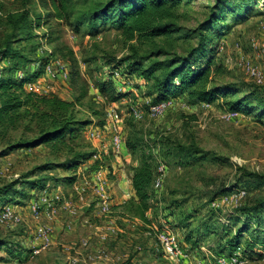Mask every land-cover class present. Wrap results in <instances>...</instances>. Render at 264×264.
I'll use <instances>...</instances> for the list:
<instances>
[{"label":"rangeland","instance_id":"obj_1","mask_svg":"<svg viewBox=\"0 0 264 264\" xmlns=\"http://www.w3.org/2000/svg\"><path fill=\"white\" fill-rule=\"evenodd\" d=\"M94 1L54 0L57 12L62 14V19H57L54 17L56 10L52 6V0H0V18L15 11L28 12L31 17L39 14L42 16L44 24L34 32L37 37L31 45L34 44L36 48L33 56L36 54L37 57L49 59L43 74L35 81L25 84L24 89L38 95L52 93L66 101L74 102L77 118L89 120L91 123L77 137L67 139V143L74 151L94 153L90 161L82 164L86 167H81L76 172L57 168L43 173L55 178L48 183L52 198L51 209H55L52 219L43 213L38 218L30 214L28 201L36 190L25 189L28 197L24 199L15 197L12 201L0 200V208L12 206L21 215V220L17 223H0V239L16 243L22 250L20 260L0 249V264H218L220 259L227 260L236 253H240L244 264H264L263 258L250 260L242 254L246 243L255 242L256 238H264V215L257 223L255 218L240 216L239 211L251 204L256 196L264 195V111L253 109L248 114L225 118L228 110L221 104L224 100L241 98L243 93H240L219 98L208 108H202L200 104L182 107L181 98L170 97L178 103L160 117H150L148 107L153 99L152 82H145L136 75L127 79L120 74L132 60L148 54L156 49V46L183 54L185 49L196 45L197 40L191 39L186 43L176 40L170 43L172 47L162 39H156L153 43L127 41L112 25L102 27L100 33L95 36L87 33L86 26L75 32V18ZM212 2L191 0L189 4L180 5L177 9L178 24L185 29L196 28L204 20L207 7ZM233 5L225 8L223 24L229 25V30L214 40L215 47L222 43L223 49L217 50V56L211 64L210 79L216 86L234 83L248 91L256 85L249 82L243 72L235 70L232 64L240 56L250 58L255 63L264 62V3L262 0H250L235 2ZM2 34L3 29L0 26V36ZM67 50L72 51L78 64V76L75 81L70 77L71 60L64 55ZM163 58L164 55L152 57L149 61H143V65L146 67L152 60ZM119 61L124 68H116ZM32 67H35V63L28 70H32ZM54 71L59 72L60 77L54 75ZM61 72H67V77L64 78ZM115 73L119 76L115 77ZM108 80L113 81L117 88H121L118 91L128 92L127 95L117 101H111L109 90L100 91V84ZM257 87L262 88L256 90L264 100V87ZM108 108L116 109L121 117L118 134L121 147L118 154L114 153L112 146L114 131L109 122L105 121ZM132 108H137L142 117L136 119L132 115ZM90 129H98V140L88 138ZM11 136L16 137L12 133ZM192 146L198 153L196 156H204L205 159H190L189 165H177V160L183 159L179 147L188 149ZM2 149L0 145V154ZM68 155L65 148L53 154L43 145L0 155V186L15 180H31L39 174L37 169L40 166L53 162L61 163ZM150 156L155 168L153 180L158 175L157 169L160 165L166 168L159 189L153 188L152 180L153 202L160 204L162 213L165 210L166 213H169L168 210L175 212L177 219L179 216L183 220L186 214H192L188 225L193 234L191 243L197 241V245H183L188 230L173 229L166 225V222L159 226L154 222L155 227L150 226L149 229L143 226L146 224L138 218V230L129 226L126 228L127 234L121 233L120 246L127 248L129 252L121 249V259L105 261L101 250L111 248L105 245L103 237L107 241V235L100 227L103 226V220L108 221L109 217L115 214L112 207L107 214L99 213L95 206L98 198L90 180L93 179V174L101 172L113 202V189L118 181L125 183L126 187L128 179L131 183L133 168L138 166L140 158ZM212 157L217 161H212ZM94 162H97V166L91 171L89 168ZM111 164H114V169ZM74 173L76 181L68 184L66 178ZM75 185H79V191H83L77 193ZM237 188L246 193L242 199L235 202L221 201V196L224 197ZM223 189L226 190L225 193L222 192ZM214 201L217 207L212 205ZM66 203L75 206V216L69 214ZM169 203H173L171 208ZM124 204L119 207V211L126 213L122 216H130L123 208ZM156 212L159 210L152 211ZM234 213L236 216L229 220ZM238 214L240 217H237ZM162 218L165 220V217ZM55 220L59 221L58 230L54 228ZM38 227L48 230L45 246L34 238L33 234ZM241 228L244 234L239 239L240 246L233 252L228 242ZM227 230L229 233L226 234ZM160 232H171L175 236L179 250L176 256H168L164 252L157 240V234ZM223 233L226 234L224 244L229 246L225 249H221L223 245L220 246L222 243L219 241ZM130 234L136 236L131 237ZM111 235L116 236V229ZM128 237L133 239V243L132 246L126 247ZM100 243L101 246H97ZM133 249L140 252L136 261L130 258ZM34 250L37 253L33 254Z\"/></svg>","mask_w":264,"mask_h":264},{"label":"trees","instance_id":"obj_2","mask_svg":"<svg viewBox=\"0 0 264 264\" xmlns=\"http://www.w3.org/2000/svg\"><path fill=\"white\" fill-rule=\"evenodd\" d=\"M211 1L213 2L207 7L204 20L194 29H185L177 22L179 19L177 9L180 5L189 4L191 0H95L89 8L77 15L73 30L78 32L82 26H86L87 33L95 36L100 33L102 27L112 25L127 41L153 43L156 39H162L170 47H172L170 43L176 40L186 43L191 39H196L197 44L185 49L183 54L156 46V49L154 48L148 54L135 58L127 64L120 75L127 79L136 75L145 82H152L153 99L150 105L175 97L181 98L191 107L202 103L212 104L219 98L243 93L239 99L224 100L221 106L224 105L226 110L239 114H248L253 109L264 111V100L261 93L256 90V88L262 89L261 87L253 86L254 89L249 88L247 91L234 83L216 86L210 79L211 64L217 56L214 40L222 37L230 28L229 25L223 24L226 15L225 8L234 6L235 2H249L250 0ZM262 1L264 3V0ZM52 6L56 10L54 17L62 19V14L57 12L54 0H52ZM43 24L40 14L31 17L25 11L8 12L4 18H0V26L3 29V34L0 36V145L3 149L0 155H9L17 150H30L42 145L48 147L53 154L65 148L69 155L61 163L53 162L40 166L37 169L39 174L31 180H15L0 186V200L3 201H12L15 197L27 198L25 189H43L50 181L55 180L52 176L43 175L45 172L57 168L76 172L79 166L94 157L92 152L74 151L67 143V139H74L91 123L89 120L77 118L74 102L66 101L52 93L38 95L24 89L25 84L35 81L43 74L49 59L48 57H37L36 54L33 56L36 48L34 44L31 45L37 37L34 32ZM64 55L71 60L70 77L72 81H75L78 76L77 61L71 50H67ZM162 55H164L162 60L154 59L144 67L143 61L146 62L152 57L158 58ZM34 63L35 67L28 70ZM121 64L122 62H117L116 68H121L123 66ZM120 89L111 80L100 84V91L109 90L111 101H117L127 95L128 92L118 91ZM11 133L16 137L13 138ZM179 148L183 159L179 158L177 165H189L190 159L193 161L205 159L204 156H196L198 153L195 148L192 149L193 146L188 149ZM210 159L217 161L215 157ZM94 163L89 168L91 171L96 169L97 162ZM154 171L151 156L140 158L138 166L133 168L131 177L133 196L123 207L126 212L130 213V216L143 220L145 224L148 223L145 214L153 207L154 191L151 184ZM75 175L74 173L65 181L73 184L77 179ZM248 175L251 176V174ZM222 192L225 193L226 190L223 189ZM169 205L171 208L173 203ZM239 211L241 215L238 214L237 217L255 218L259 223L260 217L264 215V195L256 196L251 204ZM121 214L126 213L122 211ZM173 215H175L174 219L166 221L168 226L173 229L188 230L184 242L185 244L191 243L193 234L190 232L188 223L191 221L192 214H186L182 220L179 216L177 219L175 212L169 210L167 216L172 217ZM235 216V213L232 214L229 220ZM225 233H229V230ZM226 234L223 233L219 237L222 243L220 246L223 245L221 249L227 247V244H224ZM243 234L244 231L241 228L228 242L231 251L238 249L239 239ZM256 239L255 242L246 243V248L242 249L244 258L253 260L263 257L264 238ZM196 245L197 241L191 243L192 247ZM0 249H4L11 257L21 258L22 250L16 243L0 239Z\"/></svg>","mask_w":264,"mask_h":264},{"label":"built area","instance_id":"obj_3","mask_svg":"<svg viewBox=\"0 0 264 264\" xmlns=\"http://www.w3.org/2000/svg\"><path fill=\"white\" fill-rule=\"evenodd\" d=\"M222 50L223 46L222 43L218 44L217 50ZM232 67L239 71L243 72L245 74L246 78L249 80V82L253 83L256 86H262L264 87V62L262 63H255L253 60L250 58L240 56L237 58L233 64ZM54 75H59L60 73L54 71ZM61 75L66 78L67 77V72H61ZM115 77H118V73H115ZM174 100V98H167L157 104L150 105L148 107L149 111V116L150 117H160L163 115L167 110L170 108L174 107L175 104H177ZM180 105L182 107H189L186 103L182 102ZM202 108H208L210 104L208 103H202L200 104ZM132 115L136 118L139 119L142 117V114L139 112L137 108H132ZM240 114L230 112L228 111L224 117L227 119L239 116ZM105 121L106 123L109 122V126L112 128L114 131L113 133V138H112V146H113V151L115 154H118L120 152V147H121V141L118 136L120 132V126L119 124L121 123V117L119 116L118 112L114 108H108L106 110V115H105ZM87 136L90 140H98L100 138V134L98 133V129H90L87 133ZM165 166L160 165L157 169L158 175L154 178L153 180V188L154 189H159L162 185L163 178H164V173H165ZM93 179L91 178L90 183L92 184L94 191L97 195L98 201L95 204L96 208L98 209L100 214H107L110 212V209L112 207V198L109 194L108 190V185L105 181V179L102 177L101 172H97L93 174ZM84 184V182H83ZM85 185V184H84ZM79 185H75V190L77 193H80L83 191L81 189L79 191ZM49 189L50 186L47 184L43 189L41 190H36V192L32 195L31 199L28 201V209L30 214L34 218H38L41 213H43L44 216H46L49 219H52L53 211L55 212V209H51V195L49 194ZM59 191V189H58ZM33 193V192H32ZM245 191L237 188L230 193H227L223 196H221V201L222 202H235L240 199H242L245 195ZM55 199H59L58 197H55ZM66 209L69 212L71 216H75L77 214V209L75 206H70L69 204L66 203ZM213 206L217 207L216 201L212 203ZM55 214V213H54ZM20 214L15 211V207H10V206H3L0 208V223L4 222H9L12 221L14 223H17L21 220ZM47 229L44 227H38L37 230L34 232V238L36 241L41 242L42 246L46 245V241L48 240V235H47ZM157 240L159 241V244L163 248L164 252L168 256H176L179 253L177 244H176V239L175 236L171 232H160L157 234ZM37 253L36 250L33 251V254ZM240 253L233 254L232 257H230L227 260L220 259L218 261V264H244V262L240 259L239 256ZM264 259V254L263 257Z\"/></svg>","mask_w":264,"mask_h":264},{"label":"crops","instance_id":"obj_4","mask_svg":"<svg viewBox=\"0 0 264 264\" xmlns=\"http://www.w3.org/2000/svg\"><path fill=\"white\" fill-rule=\"evenodd\" d=\"M81 167L85 168L86 166L85 165L79 166L77 168V170L80 169ZM111 167L114 169V167H115L114 164H111ZM121 176H122V174L120 173V179H121ZM127 196H129V197H127ZM132 196H133V189L131 187L130 180L128 179L126 181V187H125V183H122V181H118V183L116 184V187L113 189L112 212L115 215L112 217H109L108 221L103 220V226L100 227L101 229L105 230L104 233L107 235V241L103 237V240H105V245L111 248V249L106 248V249L101 250V252H102L101 256H102V258L105 259V261L106 260L117 261V260H119V258L121 259V255H120L121 249H123L126 252H129L127 248H122L120 246L121 245V239L120 238L122 237L121 233H126V231H127L126 228H128L129 226L134 228L135 230H138V228L140 227V220L138 218H136L135 216L134 217L133 216H122L121 212L119 211V207L121 205H123L127 200H129ZM159 205L160 204L153 202V207L148 212H146V214H145L146 218L148 219V223H146V225H143V226H147L149 229H151L150 226L155 227L154 222L159 226V225H163V222L170 221L171 219L175 218V215H173L172 217L167 216V213H168V212L166 213L167 210H165V212L162 213ZM156 210H159V212L158 213L157 212L152 213V211H156ZM162 217H165V220ZM54 223H55L54 228L56 230H58L59 229V221L55 220ZM166 225H168V224H166ZM110 226H112V228H110ZM115 229H116V236L113 237L111 235V233L113 234L115 232ZM176 229H178V228H176ZM181 231H183V229H181ZM130 236L134 237L136 235L130 234ZM127 240H128V244H126V247H128L129 245L132 246L133 239L132 238L129 239V237H128ZM183 245H185L187 247V244L184 243ZM97 246L100 247L101 243L97 244ZM136 249H139V248H136ZM136 249L132 250V254L130 256V258L133 261H136V259H138L137 256H140V252H138V250H136ZM133 252L136 254H134ZM183 261L185 262L186 260L183 259Z\"/></svg>","mask_w":264,"mask_h":264}]
</instances>
